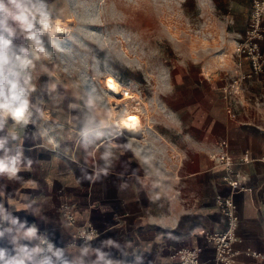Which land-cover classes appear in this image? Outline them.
<instances>
[{"label": "crops", "instance_id": "0c3cea01", "mask_svg": "<svg viewBox=\"0 0 264 264\" xmlns=\"http://www.w3.org/2000/svg\"><path fill=\"white\" fill-rule=\"evenodd\" d=\"M54 3L0 0V264H172L183 247L211 260L204 235L224 229L215 200L229 192L221 141L247 189L235 199L233 264H264L248 255L264 254V71L225 100L251 72L231 44L200 68L189 110L130 136L60 77L44 17ZM63 204L94 239L74 242ZM43 235L58 251L39 261Z\"/></svg>", "mask_w": 264, "mask_h": 264}, {"label": "rangeland", "instance_id": "374dc122", "mask_svg": "<svg viewBox=\"0 0 264 264\" xmlns=\"http://www.w3.org/2000/svg\"><path fill=\"white\" fill-rule=\"evenodd\" d=\"M251 5V0H55L46 4L44 17L62 79L73 81L111 120L132 114L141 127H160L166 114L189 110L200 68L231 44L235 53L248 30ZM52 19L68 22L69 32L54 33ZM108 77L133 99L119 104L110 98L103 90Z\"/></svg>", "mask_w": 264, "mask_h": 264}, {"label": "built area", "instance_id": "2783aa9c", "mask_svg": "<svg viewBox=\"0 0 264 264\" xmlns=\"http://www.w3.org/2000/svg\"><path fill=\"white\" fill-rule=\"evenodd\" d=\"M251 10L249 17V26L243 41L237 44L235 54L247 61L251 72L242 74L231 81L223 89V97L230 101L237 97L242 88V82L252 76H257L264 71V0H251ZM221 152L216 156L217 161L222 167L223 182L229 188L225 197H217L215 204L218 211L225 219V227L220 232L205 234L207 243L214 246V256L206 261L201 258V249L199 248H179L172 254V264H233L237 252L234 249L236 242V232L239 225V219L236 214L235 199L237 195L246 191L242 186L243 179L238 174H234V161L229 153V144L227 141L220 142ZM243 162H249L245 155ZM61 215L66 225L75 230L74 242L87 243L96 236V229L91 225L77 226L73 208L70 205L63 204L60 207ZM38 260L43 261L57 254L58 248L46 236L39 238ZM248 255L256 260L264 261V254L259 252H249Z\"/></svg>", "mask_w": 264, "mask_h": 264}, {"label": "bare ground", "instance_id": "6f19581e", "mask_svg": "<svg viewBox=\"0 0 264 264\" xmlns=\"http://www.w3.org/2000/svg\"><path fill=\"white\" fill-rule=\"evenodd\" d=\"M52 25H53V32L56 33L57 35H65L69 32L66 30V28L69 26L68 22L62 23L59 20H54L52 21ZM98 42L102 43V41H98ZM103 87H104L105 92L109 95V97L114 99L117 103L121 102L122 104V102L124 101L133 99V97L129 93H126V94L122 93L121 88L118 85V83L111 77H108L105 80ZM121 96H123L122 99H121ZM115 123L118 124L117 127L119 126L118 127L119 130L121 129L122 131H124L126 134L130 136H139L141 134L142 127L140 125L139 118L132 114L128 115L125 119L115 121Z\"/></svg>", "mask_w": 264, "mask_h": 264}]
</instances>
